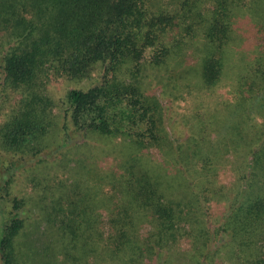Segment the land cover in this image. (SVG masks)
<instances>
[{"label":"trees","instance_id":"trees-1","mask_svg":"<svg viewBox=\"0 0 264 264\" xmlns=\"http://www.w3.org/2000/svg\"><path fill=\"white\" fill-rule=\"evenodd\" d=\"M241 17L264 33V0H0V264H264V46L227 64ZM235 67L172 136L148 72L210 92Z\"/></svg>","mask_w":264,"mask_h":264},{"label":"rangeland","instance_id":"rangeland-1","mask_svg":"<svg viewBox=\"0 0 264 264\" xmlns=\"http://www.w3.org/2000/svg\"><path fill=\"white\" fill-rule=\"evenodd\" d=\"M257 25L251 19H246V17L244 19L241 17L237 20L235 32L237 37L241 38V41L238 44L237 40V43L232 47V51L230 50L231 55L229 56L227 64L241 61L240 65H242L244 63L243 57H248L246 60H249V54L254 52L255 47L258 48L261 43H263L264 46V33L260 32ZM184 62L185 64H183L178 71L184 68H191L196 64L197 60L194 54H189L186 59L184 58ZM166 71L168 72V70ZM166 71L151 69L145 78V89L148 95H156L163 102L166 112L165 123L168 129H170L172 136L185 138L188 134L187 128L190 129L195 124V118L193 117L203 119L201 116L206 112H219L217 108L220 105L218 106V104L224 101L227 95L230 96L232 89H234V81L231 82L232 77L237 75L241 70L237 67L232 68L222 86L210 92L201 90L200 87L195 85L194 81H189L192 85L190 88L184 86L185 82L182 83L175 79L173 83H169L170 75L168 73L170 72L167 73ZM178 75L179 74H177V76ZM70 86L71 85L64 82L53 83L49 87V94L57 103H60L66 92L70 90ZM73 87H75V85L71 86V88ZM186 89H191V92ZM202 89L204 88L202 87ZM201 102L204 104L203 109L199 108ZM211 136L215 138L213 133ZM90 141L95 147L99 145V143L93 139ZM96 151L98 150L96 149ZM159 161H161V159ZM20 188L27 194H30L29 190L23 186L22 182L18 184L17 189ZM172 257H174V255H172ZM174 262L175 260L170 264H174ZM219 263H222V261Z\"/></svg>","mask_w":264,"mask_h":264}]
</instances>
